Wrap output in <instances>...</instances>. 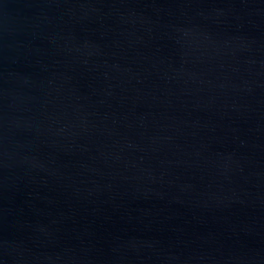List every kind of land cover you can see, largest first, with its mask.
<instances>
[{
  "label": "water",
  "instance_id": "obj_1",
  "mask_svg": "<svg viewBox=\"0 0 264 264\" xmlns=\"http://www.w3.org/2000/svg\"><path fill=\"white\" fill-rule=\"evenodd\" d=\"M0 264H264V0H0Z\"/></svg>",
  "mask_w": 264,
  "mask_h": 264
}]
</instances>
